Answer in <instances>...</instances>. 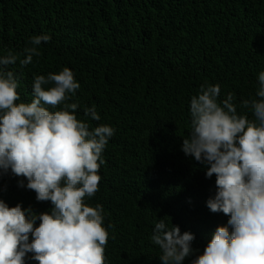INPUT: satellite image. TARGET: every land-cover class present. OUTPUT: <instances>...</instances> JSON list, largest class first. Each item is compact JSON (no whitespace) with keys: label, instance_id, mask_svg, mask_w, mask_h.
<instances>
[{"label":"trees","instance_id":"obj_1","mask_svg":"<svg viewBox=\"0 0 264 264\" xmlns=\"http://www.w3.org/2000/svg\"><path fill=\"white\" fill-rule=\"evenodd\" d=\"M40 34L51 37L40 55L8 66L19 78L17 103L31 101L34 75L66 67L80 84L69 101L79 104L77 118L115 129L99 190L86 199L103 208L106 264H160L150 239L156 218L194 234L202 253L228 217L206 207L215 176L206 179L204 166L181 151L190 97L219 84L220 99L231 92L237 112H247L240 102L255 98L264 71V0H0V55L24 58ZM92 106L99 121L84 117ZM0 199L35 213L51 208L10 174L0 176Z\"/></svg>","mask_w":264,"mask_h":264},{"label":"clouds","instance_id":"obj_2","mask_svg":"<svg viewBox=\"0 0 264 264\" xmlns=\"http://www.w3.org/2000/svg\"><path fill=\"white\" fill-rule=\"evenodd\" d=\"M50 40L48 34L31 36L24 58L10 50L0 55V176L10 174L37 202L51 204L35 213L0 199V264H106L103 208L86 199L99 190L103 152L115 129L77 118L79 104L69 101L80 84L66 67L34 75L31 101L17 103L19 78L8 66L31 64ZM257 82L255 98L240 102L244 114L237 112L233 93L220 99L219 84H202L190 97L181 151L204 166L206 179L215 176L206 207L228 219L199 253L192 247L194 234L181 233L169 217L156 218L150 239L160 264H183L194 253L190 264H264V71ZM83 113L100 120L95 106Z\"/></svg>","mask_w":264,"mask_h":264}]
</instances>
